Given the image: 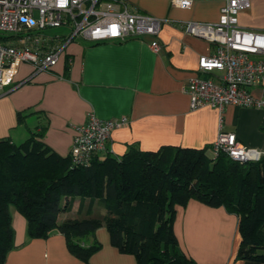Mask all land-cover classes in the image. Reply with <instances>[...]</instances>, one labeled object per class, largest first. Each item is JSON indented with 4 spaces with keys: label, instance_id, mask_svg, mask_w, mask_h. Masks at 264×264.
Masks as SVG:
<instances>
[{
    "label": "crops",
    "instance_id": "0c3cea01",
    "mask_svg": "<svg viewBox=\"0 0 264 264\" xmlns=\"http://www.w3.org/2000/svg\"><path fill=\"white\" fill-rule=\"evenodd\" d=\"M125 2L130 11L172 21L163 23L154 37L102 42L76 37L49 71L32 74L30 64H20L12 83L0 89V139L21 144L37 135L50 152L66 156L75 127L93 113L102 120L128 119L126 126L111 131L108 151L98 154L100 158L120 157L131 145L142 151L205 148L213 155L211 144L220 131L233 132L241 144L263 151L264 108L227 104L221 110L208 106L191 110L184 90L195 75L216 80V72L197 71L198 57L214 53L215 45L184 32L178 21L215 22L221 2L196 1L188 9L172 6L170 0ZM237 17L241 28L264 32V0H250V7ZM68 30L45 34L63 40ZM153 39L160 45L159 52L150 48ZM263 92L264 72L252 88L255 96ZM9 212L14 246L4 264H138L132 254L111 244L104 226L85 237V244L96 240L100 247L84 261L68 250L59 231L45 238H29L22 215L13 205ZM106 213L103 199L76 196L58 213L57 222L102 218ZM173 231L182 252L196 264H264L237 257L238 218L222 206L211 207L194 199L176 206Z\"/></svg>",
    "mask_w": 264,
    "mask_h": 264
},
{
    "label": "trees",
    "instance_id": "16d2710c",
    "mask_svg": "<svg viewBox=\"0 0 264 264\" xmlns=\"http://www.w3.org/2000/svg\"><path fill=\"white\" fill-rule=\"evenodd\" d=\"M76 196L103 199L107 213L58 223V213ZM190 199L236 215L237 257L264 262V156L238 162L205 148L142 151L131 145L120 157L95 155L83 167L50 152L37 135L21 144L0 139V264L14 246L10 205L25 219L29 238L59 231L84 261L100 247L96 240L85 244V237L104 226L111 244L138 264H196L173 231L176 206Z\"/></svg>",
    "mask_w": 264,
    "mask_h": 264
},
{
    "label": "built area",
    "instance_id": "2783aa9c",
    "mask_svg": "<svg viewBox=\"0 0 264 264\" xmlns=\"http://www.w3.org/2000/svg\"><path fill=\"white\" fill-rule=\"evenodd\" d=\"M196 1L170 0L172 6L188 9ZM220 1L215 22L179 20L182 30L215 45L209 55L197 60L199 73L216 72V80L190 77L184 90L191 110L208 106L221 110L227 104L264 108V92L255 96L252 88L264 72V32L238 25V14L250 7V0ZM172 21L148 13L130 11L125 0H0V89L12 83L22 63L32 66V74L51 70L76 37L93 42L123 41L132 37L156 36L163 23ZM67 27L62 37L48 36L47 29ZM150 48L159 52L153 39ZM128 124L126 117L109 120L88 114L77 125L69 150L71 166L90 165L95 155L108 151L111 131ZM214 156L225 153L238 162L257 161L264 150L241 144L233 132L220 131L211 144Z\"/></svg>",
    "mask_w": 264,
    "mask_h": 264
},
{
    "label": "rangeland",
    "instance_id": "374dc122",
    "mask_svg": "<svg viewBox=\"0 0 264 264\" xmlns=\"http://www.w3.org/2000/svg\"><path fill=\"white\" fill-rule=\"evenodd\" d=\"M63 28H66V27L47 29V30L45 31V33L48 34V35H54V34H57V32L63 30ZM6 40H7V39H6Z\"/></svg>",
    "mask_w": 264,
    "mask_h": 264
}]
</instances>
